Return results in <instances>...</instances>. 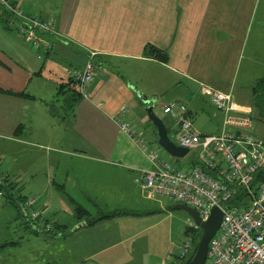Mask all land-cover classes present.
<instances>
[{"label": "crops", "instance_id": "obj_1", "mask_svg": "<svg viewBox=\"0 0 264 264\" xmlns=\"http://www.w3.org/2000/svg\"><path fill=\"white\" fill-rule=\"evenodd\" d=\"M15 1L41 17L51 18L59 38L41 36L49 45L40 52L28 49L16 37L0 33V89L5 90L0 91V139L7 144L6 150L3 149L5 156L9 153L13 156L10 161L1 160L3 173L16 182L19 189L23 187L21 165L12 161L20 153L30 152L29 144L43 149L42 155L47 158L53 157L52 152L68 158V164L54 174L59 175L61 183H55L47 172L44 183L32 187L25 196L33 197L41 209L53 211L44 212L53 220V229L46 238L56 241L69 233L72 250L64 257L72 254L78 261L76 264L162 263V259L169 256L165 248L171 244L174 229L169 231L168 243L156 240L154 228L160 216H149L155 212L152 206H160L163 198L145 197L135 182L139 172L151 164L146 153L118 128L114 115L123 107L122 118L133 124L142 133L145 143L153 148L157 144L155 128L149 122L145 104L139 100L136 89L146 97L155 98L154 88L158 84L165 90L172 81L182 83L184 80L186 93H170V97L175 98L173 102L194 93L207 101L202 94L205 89L229 90L235 103L250 107V85L247 94L240 98L233 92L234 81L241 65L246 76L257 67L259 77H264V27L256 23L253 28V19L258 21L256 13L264 9V0ZM0 24L3 27L1 21ZM146 44L164 50L166 61L145 54ZM87 51L95 53L93 60L105 68V74L88 83L86 97L77 99L71 88L74 86L67 85L71 88L66 97L69 114L62 116L65 120L51 139L39 136L36 142L21 140L25 126L20 119V108L29 97L35 98L34 90L26 89L32 77L40 76L43 61L65 59L69 67L77 69L82 66ZM243 60L248 64L244 69ZM148 65L162 70L164 76L152 75L148 79L144 71ZM49 81L54 82L56 94L67 91L66 87L57 88L62 82L56 74ZM21 91L30 96L15 94ZM185 107L192 121L196 112L186 104ZM220 116L216 110L209 118L213 120L206 122L198 132H216ZM160 119L167 134L174 132L167 115ZM17 125L20 128L15 129ZM59 167L60 161L56 158L54 170ZM69 182L76 189L77 197L72 198V193L66 192L65 185ZM56 192L60 197L47 196ZM64 195L68 200L63 202L69 210L70 224L61 219ZM69 197L91 216L118 212L84 224L83 219L73 215ZM4 204L0 202V207ZM78 223L82 224L74 228ZM56 257L53 254L44 264H55Z\"/></svg>", "mask_w": 264, "mask_h": 264}, {"label": "built area", "instance_id": "obj_2", "mask_svg": "<svg viewBox=\"0 0 264 264\" xmlns=\"http://www.w3.org/2000/svg\"><path fill=\"white\" fill-rule=\"evenodd\" d=\"M0 15H7L9 28L31 50L43 52L48 47L49 42L41 36L59 38L51 18L32 14L15 0H0ZM84 55L80 68L67 69L81 97H86L88 83L106 71L94 62L93 51ZM202 94L221 115L214 133L195 132L187 108L181 102L171 101L160 107L174 127L170 139L186 147L188 152H195L198 163L194 165L179 166L166 152L168 158L159 155L157 147H149L142 133L122 118L125 109H118L114 115L118 128L146 153L151 164L139 172L135 182L145 197L185 204L200 219L207 216L212 206L220 209L221 217L207 242L202 264H264V181L250 184L253 172L264 168V139L252 131L250 107L235 103L231 91L205 89ZM202 166L213 170L218 177L205 172ZM238 187L246 195L232 203L230 200ZM24 206L35 224L46 231L52 228L53 220L42 214L33 197L27 198ZM188 225L197 227L191 219ZM190 246L191 237L184 235L176 245L177 263L187 255Z\"/></svg>", "mask_w": 264, "mask_h": 264}, {"label": "rangeland", "instance_id": "obj_3", "mask_svg": "<svg viewBox=\"0 0 264 264\" xmlns=\"http://www.w3.org/2000/svg\"><path fill=\"white\" fill-rule=\"evenodd\" d=\"M32 14L38 15L36 12H31ZM39 16V15H38ZM256 16H259L258 21L256 22V18L253 19V28L254 26L261 24L264 27V9L260 8L259 14L256 13ZM45 18V17H44ZM262 19V21H260ZM0 33H4L5 35H10L11 37H16L18 41L28 49H30L15 33L12 29H5L0 24ZM253 34V33H252ZM251 34V36H252ZM75 48L78 46L71 44ZM248 47V46H247ZM79 48L81 45H79ZM247 52V51H245ZM85 54V53H84ZM55 59V58H54ZM42 59H39V64ZM67 60H51L46 59L43 61V67L40 70V76L32 77V82L29 83L27 87V91L33 92L35 94V98L29 97L24 102V105L20 108V119L23 120L24 124V133L21 137V140L27 142H36L39 136H43L45 138L51 139V136L55 133V131L59 128L62 121L65 120L62 116L65 114H69V107H67V101L69 96V91L71 88H67V85H64L63 88L66 87L64 93L56 94L54 91L55 84L54 82L49 81L53 79L54 74L59 77V82H67L68 74L67 69L73 68L72 65L69 67ZM243 69L244 66H248L247 61L243 60ZM74 65V64H73ZM111 69V68H110ZM253 73L251 72L249 76H246L247 73H243L242 65L239 68V72L235 79L234 83V94L243 98L248 92V86L251 85L252 80L254 78L259 77L257 72L258 68L255 67ZM114 71V69H111ZM54 71V74H53ZM144 71L147 72V78L149 76L162 75V70L155 68L154 66L144 67ZM264 74V73H263ZM261 74V75H263ZM164 76V75H162ZM143 82V81H141ZM171 83V82H170ZM77 87L76 83L69 82L68 85ZM153 84H150L149 87H152ZM186 83L182 80V83L175 82L172 83L163 90L162 87L158 84L156 88L155 98L153 96H147L149 99H153L151 102L152 111L159 118L165 116V114L161 111V105L170 101H173L175 98L170 97V93L173 94H181L186 93L185 90ZM74 88L72 90H74ZM33 89V90H32ZM245 89V90H243ZM207 99V98H206ZM66 100V101H65ZM176 101V100H175ZM178 102V101H176ZM182 103H185L189 106V108L193 111L195 110V114L193 113V120L191 121L192 127L195 132L199 133L198 130L200 127H203L204 124L208 121H212L213 119H209L213 114L216 113L214 107L205 99H201L198 93H194L193 96L186 95L184 98H181ZM195 103H199L194 107ZM184 104V105H185ZM194 112V111H193ZM23 129V128H22ZM8 132V131H1ZM10 133V132H9ZM253 133L260 136L264 139V121L255 120L253 124ZM169 137L173 138V132H169ZM36 144V143H32ZM6 142L0 139V162L1 160H9L13 158V156L9 153L5 156L4 150ZM30 145V152L20 153L18 158H15L12 162L14 164L21 165L20 169L22 170V175L20 177L23 187L20 189L19 193L22 196H27L30 189L34 186H41L44 181L47 172H49L51 178H54L55 183H61L62 179L59 177L57 173H60L62 167L68 164V158L59 156L52 152L53 157L50 155L48 158L43 154V149H38L36 146ZM158 152L161 156L168 158L169 156L164 152L162 148L157 146ZM10 152V151H9ZM195 154L194 151H189L183 157L176 158L177 165H189L190 158ZM37 155V156H35ZM39 155H42L41 157ZM4 158V159H3ZM56 158L60 161V167L57 170H54V165L56 163ZM4 172V168L0 164V174ZM21 184V185H22ZM65 190L67 193L73 195L72 198L77 197L78 193L76 189L72 188L71 183H67L65 185ZM50 197H57L60 194L56 192L55 194L48 193ZM62 202H68L65 195L63 196ZM163 204L160 202V206H152L155 208V212L150 214L149 217L160 216V220L157 223L156 229L157 236L156 240L161 244L168 243V234L171 228L174 229V234L171 239V244L165 248L167 254V258L162 259V263L158 264H178L175 259L176 255V245L183 238L182 230L184 226L188 225L190 220L189 216L181 209H175L172 205L176 202H170L166 199H161ZM80 201L86 203L83 199L80 198ZM0 202H4V206L0 207V243L1 242H11L10 244H6L5 247L0 251V264H44L45 261L49 259L53 254L57 255V259L54 261L55 264H76L78 261L74 259L73 255H69L68 258L64 257L65 253H71L72 243L70 242V238L68 237L69 233H65L64 236L58 237L56 241L48 240L46 237L47 233L44 232V229L41 225L36 224L35 231L32 232L25 224L21 223L20 219L16 216L14 207L10 203H6L4 197L0 196ZM61 205V219L67 224H70V215L69 210L67 209V205ZM87 208L88 205H86ZM90 210V209H89ZM44 212H53L48 209H42V214ZM72 226V225H71ZM70 226V228H71ZM177 228V231H176ZM174 243V244H173ZM61 254V256H60ZM64 258V259H63ZM120 260V259H119ZM51 261V260H49ZM61 261V262H60ZM67 261V262H66ZM51 263V262H50ZM54 264V263H53ZM79 264H88V263H79Z\"/></svg>", "mask_w": 264, "mask_h": 264}, {"label": "trees", "instance_id": "obj_4", "mask_svg": "<svg viewBox=\"0 0 264 264\" xmlns=\"http://www.w3.org/2000/svg\"><path fill=\"white\" fill-rule=\"evenodd\" d=\"M6 17L7 15H0V21L2 22L3 27L5 29H10L7 24ZM144 53L159 61H162V62L166 61L165 51L154 45L146 44L144 48ZM68 81L75 83V81L70 79L69 77H68ZM68 81L66 83H63V82L60 83L57 88L61 90L64 85H68L69 83ZM71 88L73 89V87ZM0 91H5V90L0 89ZM72 91H74L73 94L75 95L77 99L81 97V95L77 92L76 88H74V90ZM15 94H19L23 96H30L27 93H24L22 91L15 93ZM248 103L251 107V116L253 118V123L255 120L264 121V77H259L258 79H256L254 82L251 83L250 88H249ZM18 128H20L19 125L15 127V129H18ZM155 141H156V136H155ZM171 159L175 164L177 163L176 158L171 157ZM196 163H198V161L195 159V157L194 158L191 157L189 160V165H194ZM202 169L205 172L210 173L212 176L218 177L217 175L214 174L215 172H213V170L208 169L205 166H202ZM251 177H252L251 183H250L251 185H254L259 181H264V168L256 169L253 172ZM19 188L20 186H18L16 182L12 181L6 174L4 173L0 174V196L4 197L6 203H10L11 205H13L15 214L20 219L21 223L25 224V226H27L29 229H31L32 232H34L35 231L34 229L36 228L37 225L35 224L34 220L29 218L28 214L26 213L25 206H24L25 200L29 197L20 195ZM245 195L246 194L243 191V189L238 187V189L236 190V194L231 198L230 202L237 203V201L240 200ZM68 199L70 200L73 206L72 207L73 215L77 219H83L82 222L84 224H90L103 217H109L118 212V211H113L105 215L91 216L90 213L84 207H82L81 205L73 201L70 197ZM52 229H53V224L50 230L48 231L44 230V232L50 233ZM200 232L201 230L198 227L194 228L190 225L183 227L182 234L183 236L188 235L191 237V246H190V249L187 255L184 258L180 259L178 264H186L187 261L190 259L194 251L196 241L200 235ZM10 243L11 242H1L0 251L5 247L6 244H10Z\"/></svg>", "mask_w": 264, "mask_h": 264}, {"label": "water", "instance_id": "obj_5", "mask_svg": "<svg viewBox=\"0 0 264 264\" xmlns=\"http://www.w3.org/2000/svg\"><path fill=\"white\" fill-rule=\"evenodd\" d=\"M135 92L139 100L143 104H145L144 109L146 115L155 128L157 145L171 157H183L188 152V149L186 147L177 145L170 139L162 120L152 111L151 102L153 101V99L147 98L137 89L135 90ZM172 207L175 209L183 210L193 221V223L201 230L200 235L196 241L194 251L186 264H202L205 257L207 242L217 228L221 217L220 209L217 206H212L207 216L204 219H200L196 212L191 207L185 204L174 203ZM81 224L82 223L76 224L74 228Z\"/></svg>", "mask_w": 264, "mask_h": 264}]
</instances>
